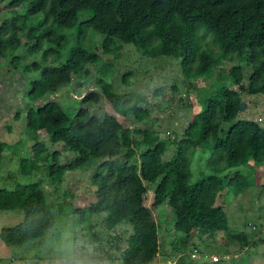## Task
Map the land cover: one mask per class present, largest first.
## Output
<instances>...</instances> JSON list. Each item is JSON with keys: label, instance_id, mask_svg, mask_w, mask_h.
Returning a JSON list of instances; mask_svg holds the SVG:
<instances>
[{"label": "trees", "instance_id": "trees-1", "mask_svg": "<svg viewBox=\"0 0 264 264\" xmlns=\"http://www.w3.org/2000/svg\"><path fill=\"white\" fill-rule=\"evenodd\" d=\"M5 1L0 0V12L12 17L0 24V58L13 56L12 64L19 69L16 60L42 55L24 67L25 73L39 72L27 92L29 103L44 104L24 110L26 141L20 145L32 146L20 158V176L31 178L44 170L51 183L60 186L66 173L94 169L96 201L74 210L82 219L105 213L108 230L124 223L133 227L120 264H152L163 256L162 225L153 209L164 205L175 215L173 232L181 240L172 243L177 253L195 237L230 233L228 216L216 204L218 197L229 188L239 194L260 185L256 168L264 166V124L239 119V90L264 99V0H12L1 7ZM21 7L25 13L16 11ZM61 30L69 32L57 33ZM208 35L217 53L207 43ZM97 36L102 37L104 55H118L122 45H133L148 58L179 60L189 87L198 80L210 81L211 92L204 95L203 106L194 110L177 143L161 140L151 129L127 127L130 114L139 121L149 116V110L140 107L145 98L114 92L104 77L98 79L101 94L88 93L75 102L74 110L50 100L73 76L87 75L89 65L103 63L93 46ZM23 48V57L14 56ZM230 58H246L247 84L241 66L215 78L221 59ZM110 69L107 65L103 70ZM131 74L123 77L126 84ZM102 96L107 103L98 115L92 108ZM42 134L53 145H63L67 162L59 151L49 150ZM175 143V154L166 160ZM11 149L0 142V167ZM194 160L205 162L211 172L200 171L201 178L193 180ZM153 186L154 200L148 207L145 202ZM63 204L73 209L71 202ZM0 210L24 212L21 223L0 230V240L8 247L42 239L56 224L54 208L39 182L0 186ZM234 238L249 244L241 233Z\"/></svg>", "mask_w": 264, "mask_h": 264}, {"label": "rangeland", "instance_id": "rangeland-1", "mask_svg": "<svg viewBox=\"0 0 264 264\" xmlns=\"http://www.w3.org/2000/svg\"><path fill=\"white\" fill-rule=\"evenodd\" d=\"M11 2L12 0H6L1 7L9 6ZM16 11L25 13L26 10L21 7ZM7 16L12 17L8 11L0 12V24ZM68 32L69 30H61L57 33ZM101 41L102 37H95L93 46L103 57V63L89 65L87 75L73 76L71 83L52 94L50 100L66 109L74 110L75 102L83 100L88 93H100L98 79L100 76L104 77L112 84L114 92L118 94L135 92L145 98L140 102V107L147 108L150 112L149 116L139 121L130 114L125 122L127 127L151 129L161 140H172L177 143L187 123L192 119L194 110L201 109L204 95L207 96L211 92L210 81L195 82V86L201 88L196 92L195 86H188L179 60L163 57L148 58L133 45L127 44L122 45L118 55H104ZM206 41L217 53L218 50L209 35ZM45 48H47L46 43ZM25 51L26 49L23 48L14 56L23 57ZM41 56L40 52L28 56L27 59L16 60L19 69H15L12 64L13 56H8L6 60L0 58V142L12 146L11 150L5 152L0 167V186L12 188L15 183L42 184L49 203L56 213V224L44 238L28 242L24 247H8L0 240V264H64V261L72 264L73 258L78 260L84 257L95 261L96 264H120L122 252L127 248V241L133 234V227L124 223L113 230H108L105 213L86 215L82 219L80 214L75 212L90 207L96 201V187L92 184L94 169L86 172L81 170L68 172L60 186L51 183L44 170L35 173L31 178L20 176L18 170L20 158L27 156L32 146L30 142L25 148H22L23 144L20 145L22 140L26 141L24 110L29 106L37 109L44 104L40 101L29 103L27 92L30 90L31 81L39 76V72L25 73L24 67L35 60L40 61ZM245 61L246 58L239 61L231 58L221 59L215 69V78L221 72L228 73L232 66H241L244 73L243 84H247L249 69ZM107 65L112 69L103 70ZM128 73L132 74L128 76V84H126L123 77ZM239 92L242 96L239 119H251L264 124L263 97L245 95L240 90ZM106 103L102 96L99 104L92 108V112L102 115ZM18 113L20 119L16 118ZM42 139L51 152L59 151L61 160L68 161V153L64 152L62 144L53 145L46 134H42ZM175 144L169 149L166 160L175 154L177 148ZM203 170V175L211 172L206 168L205 162L197 163L194 160L193 180L201 178L200 171ZM256 172L260 185L239 194H235L234 190L229 188L217 199L216 204L221 206L228 216L230 233L220 232L213 237L206 234L202 235V238L195 237L190 246L184 249L185 251L177 253L173 248V242L181 241L173 232L174 212L166 205L153 209L155 219L160 220L162 225L161 234L165 249L160 260L152 264H214L210 260L213 255L221 257L220 264H264V166L257 167ZM154 190L155 186L147 196L145 203L148 207H152ZM69 202L72 203L73 209L63 204ZM23 219L24 212L21 210H0V230L15 226ZM239 233L249 241L247 246L234 238ZM194 255L195 258H192Z\"/></svg>", "mask_w": 264, "mask_h": 264}, {"label": "clouds", "instance_id": "clouds-1", "mask_svg": "<svg viewBox=\"0 0 264 264\" xmlns=\"http://www.w3.org/2000/svg\"><path fill=\"white\" fill-rule=\"evenodd\" d=\"M220 261H222L221 257H220ZM64 264H67V261H64ZM72 264H96V262L88 259L87 257H84L78 260L73 258Z\"/></svg>", "mask_w": 264, "mask_h": 264}, {"label": "built area", "instance_id": "built-area-1", "mask_svg": "<svg viewBox=\"0 0 264 264\" xmlns=\"http://www.w3.org/2000/svg\"><path fill=\"white\" fill-rule=\"evenodd\" d=\"M192 258H195V255ZM205 258H208V256H205ZM210 260L212 263H216L220 261V258L218 256H213Z\"/></svg>", "mask_w": 264, "mask_h": 264}]
</instances>
